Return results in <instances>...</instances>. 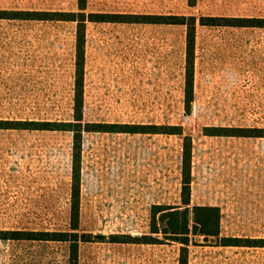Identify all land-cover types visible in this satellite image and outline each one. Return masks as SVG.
Masks as SVG:
<instances>
[{"label":"rangeland","instance_id":"rangeland-1","mask_svg":"<svg viewBox=\"0 0 264 264\" xmlns=\"http://www.w3.org/2000/svg\"><path fill=\"white\" fill-rule=\"evenodd\" d=\"M16 11L79 6L0 0V121L24 123L0 124V232H72L74 134L40 127L75 121L77 23ZM85 11L195 16L197 25L188 110L186 25L87 22L77 232L90 241L80 242L78 264H180L183 244L151 223L154 205L184 206L188 142L190 207H220V237L264 239V27L200 21L264 18V0H87ZM94 124L173 125L182 134L87 130ZM222 127L262 136L207 134ZM143 235L155 243L131 242ZM221 243L191 235L189 264H264V246ZM69 261L68 242L0 238V264Z\"/></svg>","mask_w":264,"mask_h":264},{"label":"trees","instance_id":"trees-1","mask_svg":"<svg viewBox=\"0 0 264 264\" xmlns=\"http://www.w3.org/2000/svg\"><path fill=\"white\" fill-rule=\"evenodd\" d=\"M190 5H195L196 0H188ZM87 0H78L79 11H16V18H24L21 15L27 13L34 17H26L39 20H70L77 23L76 30V94H75V121L63 122L58 126H52L54 122H44L46 127L41 129H59L71 130L74 134L73 146V182H72V232L64 231H23L12 230L0 232V238L5 239H28V240H46V241H65L69 243L70 261L69 264H78L80 242L90 241L86 235H80V194H81V142H82V125L83 119V87H84V62H85V42H86V25L88 21L94 22H144L159 24H182L187 26V70H186V108L190 110L194 98L193 79H194V56H195V39L197 18L186 15H158V14H132V13H97L87 12ZM201 23L204 25H231V26H257L264 27V18L249 17H201ZM224 22V23H222ZM24 124L23 121H0L6 127L13 124ZM33 124H37L34 123ZM32 124V125H33ZM98 131L113 132H151L165 134H182L176 126L170 125L166 130H160L159 127H143L144 125H104L94 124ZM79 126V128H78ZM27 128V127H26ZM34 128V127H31ZM37 128V127H35ZM147 128H150L148 130ZM160 130V131H158ZM210 130V129H208ZM208 131L209 135H238L252 136L260 132V129L244 128H226L214 129ZM222 130V131H221ZM260 134V133H259ZM262 136V135H255ZM183 161V189L182 200L184 206L154 205L152 212L151 230L161 233L165 238L176 240L183 244L181 247L180 264H189L188 245L191 241V235H203L206 239L215 237L222 240V245H247V246H264V239H255L244 243L236 237H220L221 235V209L213 205H194L191 204V183H192V146L188 142L184 145ZM103 238L104 235H98ZM119 235H112L113 242H130L120 239ZM133 238L131 242L155 243L150 235H143ZM160 240V239H158ZM161 243V241H159Z\"/></svg>","mask_w":264,"mask_h":264}]
</instances>
